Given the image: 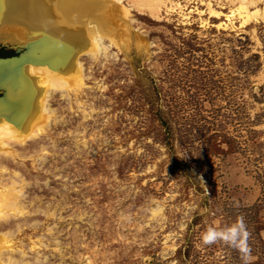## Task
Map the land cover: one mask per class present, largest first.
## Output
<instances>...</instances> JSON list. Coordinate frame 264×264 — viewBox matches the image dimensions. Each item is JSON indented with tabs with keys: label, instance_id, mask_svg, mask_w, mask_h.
<instances>
[{
	"label": "rangeland",
	"instance_id": "374dc122",
	"mask_svg": "<svg viewBox=\"0 0 264 264\" xmlns=\"http://www.w3.org/2000/svg\"><path fill=\"white\" fill-rule=\"evenodd\" d=\"M206 1L130 8L128 41L82 58L40 137L0 159L4 183L25 184V212L0 219L15 264H243L201 239L239 216L264 264V21L218 27Z\"/></svg>",
	"mask_w": 264,
	"mask_h": 264
},
{
	"label": "bare ground",
	"instance_id": "6f19581e",
	"mask_svg": "<svg viewBox=\"0 0 264 264\" xmlns=\"http://www.w3.org/2000/svg\"><path fill=\"white\" fill-rule=\"evenodd\" d=\"M259 2L264 0H222L230 6L227 13L215 9L211 0L204 3L209 16H225L217 24L225 28L234 27L236 17L241 27L250 20L264 21ZM184 6L171 0H0V42L29 53L6 78L21 100L7 109L9 117L0 112V159L21 155L17 147L40 137L54 113L51 97L75 93L82 85V58L107 57L105 37L117 46L128 41L130 8L158 19L163 9L183 14ZM9 178L7 183L0 178V219L25 212L17 200L25 184ZM8 236L0 232V264L17 261L8 249Z\"/></svg>",
	"mask_w": 264,
	"mask_h": 264
},
{
	"label": "clouds",
	"instance_id": "9594fccd",
	"mask_svg": "<svg viewBox=\"0 0 264 264\" xmlns=\"http://www.w3.org/2000/svg\"><path fill=\"white\" fill-rule=\"evenodd\" d=\"M250 237L251 233L248 230L244 217L239 216L235 223L227 228L219 229L216 227H209L202 234L201 239L204 245L222 242L225 246L241 253L243 264H252L254 258L249 243Z\"/></svg>",
	"mask_w": 264,
	"mask_h": 264
},
{
	"label": "water",
	"instance_id": "95a60500",
	"mask_svg": "<svg viewBox=\"0 0 264 264\" xmlns=\"http://www.w3.org/2000/svg\"><path fill=\"white\" fill-rule=\"evenodd\" d=\"M28 54L26 49L20 50L16 48L14 49V54L0 56V112L4 113L5 117H9L7 109L12 106L13 100L16 98L14 96L15 90L12 89L11 84L7 82L6 78L9 73L12 74L15 71L21 59L26 58Z\"/></svg>",
	"mask_w": 264,
	"mask_h": 264
},
{
	"label": "flooded vegetation",
	"instance_id": "af4514ba",
	"mask_svg": "<svg viewBox=\"0 0 264 264\" xmlns=\"http://www.w3.org/2000/svg\"><path fill=\"white\" fill-rule=\"evenodd\" d=\"M13 54H14V51H13ZM9 55H11V54H9ZM1 56V55H0ZM4 56H7V55H4Z\"/></svg>",
	"mask_w": 264,
	"mask_h": 264
}]
</instances>
